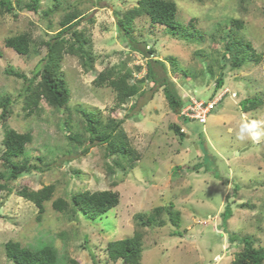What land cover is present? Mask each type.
Here are the masks:
<instances>
[{
	"label": "rangeland",
	"instance_id": "rangeland-1",
	"mask_svg": "<svg viewBox=\"0 0 264 264\" xmlns=\"http://www.w3.org/2000/svg\"><path fill=\"white\" fill-rule=\"evenodd\" d=\"M28 1L12 0L14 11L0 14V96L11 100L5 121L0 109V169L10 170L2 159L5 126L30 132L33 139L25 154L13 160L25 161L32 169L20 173L11 184L16 190L25 185L36 190L55 184V191L41 214L15 190L0 192V264H16L6 255L9 240L32 249L53 246L56 264H74L71 259L94 264L90 250L97 264H123L109 259L108 242L133 234L136 213H148L170 202L181 212L180 226L173 225L167 214L161 217L165 225L147 226L142 264H231L241 245L231 242L230 234L248 235L255 247L264 249V142L239 139L251 135L241 132L245 122H264V0H174L177 19L187 26L184 36L152 23L148 15L135 19L134 38L146 40L155 50L153 57L166 60L170 78L183 98L221 102L205 123L183 120L169 107L163 88L133 112L144 97L140 100L136 95L118 105L112 87L93 84L106 67L130 68L132 81L145 76L146 58L130 49L116 25V15L138 0H81L78 7L84 17L78 29L89 39L93 68L85 72L78 57L66 54L61 73L71 90L68 109H56L41 99L28 114L19 95L24 79L10 71L30 77L45 49L32 48L28 55H20L6 46L5 39L26 31L37 42L50 38L60 29L68 5L78 0H62L58 7L52 0H40L38 13L24 7ZM47 11L51 13L46 17ZM234 19L243 20L238 33L261 55L258 62L231 66L221 36L230 26L236 28ZM220 75L225 84L213 95ZM150 84L145 83L146 90ZM256 97L262 104L245 112L240 101ZM83 110L105 123L109 118H125L122 127L138 154L133 168L115 167L110 173L107 164L112 165L116 158L106 145H96L86 154L76 141L69 146V134L87 139ZM204 145L211 153L205 165ZM104 189L119 191L120 201L96 219L80 211L71 216L52 205L59 197L71 200L74 193ZM226 203L232 214L223 222ZM176 229L182 235H173Z\"/></svg>",
	"mask_w": 264,
	"mask_h": 264
},
{
	"label": "trees",
	"instance_id": "trees-1",
	"mask_svg": "<svg viewBox=\"0 0 264 264\" xmlns=\"http://www.w3.org/2000/svg\"><path fill=\"white\" fill-rule=\"evenodd\" d=\"M52 1L56 7L62 3V0ZM80 2L81 0H78L68 5L67 11L60 18V29L48 39H41L37 42L32 34L27 31L5 39L6 46L13 48L20 55H28L32 48L36 49V51H40L43 47L45 49L39 64L35 67L30 77L19 71H10L11 74L24 79L25 84L19 95L24 100L23 106L28 110V114L34 112L35 108L39 106L41 99H45L50 106L56 109H68L71 100V90L67 79L61 73L62 61L66 54L78 57L85 72H89L93 68L94 58L89 50V39L84 31L78 29V25L84 17L78 7ZM39 4L40 0H29L24 7L34 13H38ZM18 8H22V6L18 5ZM14 9L15 5L12 0H0V14L12 13ZM177 12L178 7L174 0H138L136 5L128 8L122 15H116V25L120 36L128 42L131 50L141 53L146 58V74L143 78L132 81L133 74L130 68L125 66L123 68L106 67L96 75L93 79V84L112 87L116 92L118 105L124 104L130 97L136 95H138L140 100L144 97L145 100L142 104L138 100L139 102L134 105L133 112L140 109V105H144L153 98L160 88H163L169 107L175 113H180L188 100L179 94L176 82L170 78L166 60L153 57L154 48L146 40H136L133 36L135 19L142 15H148L152 23L168 26L172 29L173 34L184 36L187 26L177 19ZM50 13L47 11L44 15L47 17ZM14 15L16 16V14ZM233 21L236 23V28L230 26L225 34L221 36L223 47L230 55L231 66L238 68L250 61L258 62L261 55L255 52L251 42L246 41L238 33V28L244 25L243 20L234 19ZM138 69H140V66H138ZM209 69L211 72V67ZM147 81H151V84L146 90L144 86ZM224 84L225 78L223 75L216 78L213 95H216ZM10 102L9 97L0 96V109L3 121L10 114ZM262 102L261 98L256 97L252 99L245 98L240 101V104L243 110L247 112L258 108ZM83 112L86 121L85 131L87 139L83 141L78 133L69 134L67 136L69 146L76 141L82 145V153L86 154L96 145H106L109 154H114L116 158L112 165L107 164V169L110 173L114 172L115 167L123 169L127 167L133 168L138 154L130 144L127 133L122 127L125 118H109L105 123L93 113L84 110ZM131 113L125 117H130ZM173 125L180 135L185 136L180 126ZM32 139L30 132H19L13 127L5 126L3 139L5 149L2 159L10 170L6 173L0 169V192H13L15 190L19 196L32 201L38 207L39 214H41L45 210V201L50 200L55 191V184H47L36 190L31 189L27 185L16 190L11 184V180L17 179L20 173L28 172L32 169L25 161L15 162L13 160L15 157L25 154L26 145ZM204 149L207 154L205 153L202 164L205 165L207 162L206 157L211 156V153L205 145L203 151ZM68 152H71V147L68 148ZM204 167L207 171L210 170V166L206 165ZM119 201L120 193L117 190H84L72 194L71 200L59 197L53 201L52 205L58 211L66 212L71 216L76 215L80 211L87 217L96 219L117 206ZM163 214L168 215V219L173 225L176 227L180 226L181 212L175 209L173 202L156 206L148 213L138 212L134 215L135 230L133 234L108 242L107 253L109 259L113 262L121 260L123 264H142L145 229L147 226L165 225V220L161 218ZM231 214V206L226 203L222 212V221L226 222ZM172 233L173 235H182L178 229ZM229 240L238 242L241 245L231 264H264V249L255 247L250 236L230 234ZM5 251L7 257L16 264H56L57 262L56 249L51 245L32 249L22 246L18 241L9 240L5 243ZM90 253L94 264H97L95 255L91 250ZM70 261L74 264H79L74 259Z\"/></svg>",
	"mask_w": 264,
	"mask_h": 264
},
{
	"label": "built area",
	"instance_id": "built-area-1",
	"mask_svg": "<svg viewBox=\"0 0 264 264\" xmlns=\"http://www.w3.org/2000/svg\"><path fill=\"white\" fill-rule=\"evenodd\" d=\"M217 104L216 100H198L189 98L187 104L180 112V116L184 119L196 120L201 123L206 122L208 115ZM183 131V129H181Z\"/></svg>",
	"mask_w": 264,
	"mask_h": 264
},
{
	"label": "clouds",
	"instance_id": "clouds-1",
	"mask_svg": "<svg viewBox=\"0 0 264 264\" xmlns=\"http://www.w3.org/2000/svg\"><path fill=\"white\" fill-rule=\"evenodd\" d=\"M212 111H213V109H212ZM179 115H180V113H179ZM183 120H184V118H183ZM262 125H264V122L258 121V120H253L251 122H245L242 125L241 132L242 133L248 132V133H251V135L248 137L241 135L239 137V139H241V140L250 139L253 143L264 142V126H262Z\"/></svg>",
	"mask_w": 264,
	"mask_h": 264
}]
</instances>
